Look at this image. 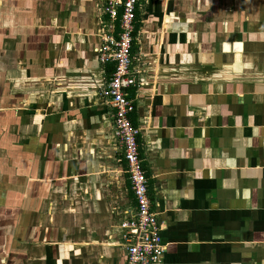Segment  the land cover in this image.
I'll return each mask as SVG.
<instances>
[{"label":"crops","instance_id":"crops-1","mask_svg":"<svg viewBox=\"0 0 264 264\" xmlns=\"http://www.w3.org/2000/svg\"><path fill=\"white\" fill-rule=\"evenodd\" d=\"M103 4L0 0V264H126ZM135 27L160 264H264V0H141Z\"/></svg>","mask_w":264,"mask_h":264},{"label":"built area","instance_id":"built-area-1","mask_svg":"<svg viewBox=\"0 0 264 264\" xmlns=\"http://www.w3.org/2000/svg\"><path fill=\"white\" fill-rule=\"evenodd\" d=\"M140 2L104 0L102 13L112 28L117 23L119 34L117 37L106 35L96 53L101 65H113V73L101 95L114 110V131L123 151L137 204L133 218L119 226L126 250V264H160L166 252L162 224L149 196L148 178L140 156V129L133 125L131 119L135 106L126 92L139 83L133 69L132 49Z\"/></svg>","mask_w":264,"mask_h":264},{"label":"trees","instance_id":"trees-1","mask_svg":"<svg viewBox=\"0 0 264 264\" xmlns=\"http://www.w3.org/2000/svg\"><path fill=\"white\" fill-rule=\"evenodd\" d=\"M134 37H135V34H134Z\"/></svg>","mask_w":264,"mask_h":264}]
</instances>
